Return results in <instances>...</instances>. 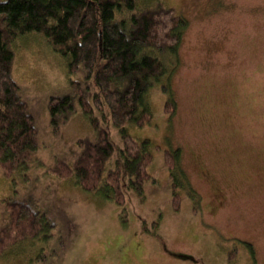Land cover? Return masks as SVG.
Instances as JSON below:
<instances>
[{"label": "rangeland", "instance_id": "374dc122", "mask_svg": "<svg viewBox=\"0 0 264 264\" xmlns=\"http://www.w3.org/2000/svg\"><path fill=\"white\" fill-rule=\"evenodd\" d=\"M158 1L189 27L170 82L166 76L147 93L152 122L126 126L136 141L151 142L156 183L146 184L144 200L125 185L124 206L49 170L59 159L72 163L78 140L95 137L79 105L55 137L50 99L70 92L71 81L88 83L92 93L94 84L81 70L71 74L41 33L12 43L13 76L35 118L39 150L12 178L0 165V229L11 201L32 204L53 228L0 254V264H264V0H138V7ZM3 20L0 13V27ZM167 83L173 116L165 112ZM105 127L122 148L119 130L110 120ZM178 149L185 186L175 211L165 153ZM217 188L226 196L222 206Z\"/></svg>", "mask_w": 264, "mask_h": 264}, {"label": "trees", "instance_id": "16d2710c", "mask_svg": "<svg viewBox=\"0 0 264 264\" xmlns=\"http://www.w3.org/2000/svg\"><path fill=\"white\" fill-rule=\"evenodd\" d=\"M0 13L4 15L0 27V165L5 174L12 178L26 172L39 150L35 118L13 76L12 47L20 36L36 32L68 60L71 74L81 70L96 88L92 93L88 83L71 81L70 92L50 99L55 137L61 135L77 105L95 132L93 138L78 140L80 151L72 163L59 159L50 173L64 179L73 177L83 190L118 206L126 204L125 185L144 200L146 184L156 183L149 173L154 159L152 144L133 139L126 126L143 128L152 122L147 93L166 76L170 82L175 64H179L188 20L160 1L139 9L138 0H8L0 3ZM163 91L169 94L165 112L173 116L177 104L169 83ZM108 120L119 130L122 148L111 141L105 127ZM181 154L180 149L165 153L175 211L181 205L178 189L185 186L178 170ZM115 155V164L110 166ZM6 212L8 222L0 229V254L48 235L53 228L46 215L28 202H8Z\"/></svg>", "mask_w": 264, "mask_h": 264}, {"label": "flooded vegetation", "instance_id": "af4514ba", "mask_svg": "<svg viewBox=\"0 0 264 264\" xmlns=\"http://www.w3.org/2000/svg\"><path fill=\"white\" fill-rule=\"evenodd\" d=\"M215 198L217 199L218 201V206H222L223 203H224V200L226 198V196L224 197L223 193L217 188L215 190ZM216 201V200H215Z\"/></svg>", "mask_w": 264, "mask_h": 264}]
</instances>
